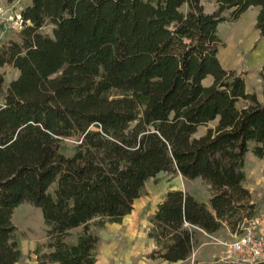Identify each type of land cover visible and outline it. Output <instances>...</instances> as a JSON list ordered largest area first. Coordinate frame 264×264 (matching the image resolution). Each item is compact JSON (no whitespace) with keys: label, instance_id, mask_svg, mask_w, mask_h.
<instances>
[{"label":"trees","instance_id":"obj_1","mask_svg":"<svg viewBox=\"0 0 264 264\" xmlns=\"http://www.w3.org/2000/svg\"><path fill=\"white\" fill-rule=\"evenodd\" d=\"M208 1L30 0L21 10L18 40L0 44V68L18 72L6 89L0 73V264L21 257L11 218L22 203L46 227L37 264H96L90 226L121 224L162 172L201 179L210 208L168 191L148 219L149 259L184 263L198 230L239 235L256 219L243 183L249 144L264 159V63L260 103L244 70L221 65L217 29L258 7L264 37V0H215L209 13Z\"/></svg>","mask_w":264,"mask_h":264},{"label":"rangeland","instance_id":"obj_2","mask_svg":"<svg viewBox=\"0 0 264 264\" xmlns=\"http://www.w3.org/2000/svg\"><path fill=\"white\" fill-rule=\"evenodd\" d=\"M28 3L29 0H0V44L9 39L18 40L17 35L21 30V25L17 19L19 18L18 13ZM204 7L206 12H212L215 10V0L205 2ZM232 24L224 23L219 25L217 29V34L224 43V47H220L218 50V59L225 69L244 70L248 75V79L252 76L256 78L258 68L254 64L250 65L249 58L256 48L259 39L256 40L258 42L255 47V43L252 44L253 46L251 45L252 47H248L249 41L245 44L243 39L238 41L234 37ZM51 29L52 26L48 25L43 29V32L50 35ZM0 73L4 77V89L18 75V72L9 65L0 68ZM211 82V78L208 77L204 80L203 85L208 86ZM215 125L216 122H211L208 124V127L212 128ZM205 130L206 127H200L194 137L203 135ZM75 144L76 141L74 139L65 140L63 143L64 154L70 155ZM251 148L252 144H249V151L245 158L247 169H249L247 170L248 172L250 169L257 171L254 169V166H251L253 162L258 161L252 155ZM181 177L177 173H159L155 178L145 183L141 196L133 203L132 212L123 218L121 224H106L103 229L90 226V231L99 238L94 251L96 264H168L160 260H151L148 257L155 250L154 243L147 237V233L149 229L148 219L155 211L156 205L163 199L168 189L177 188L187 192L198 202L206 205L208 209L210 208L209 200L211 194L208 186L199 178L184 180ZM251 183H256L254 177ZM254 199H258V197L256 196ZM260 201L262 202L263 200L261 199ZM11 223L15 228V239L21 252V257L16 264H37L39 259L38 250L39 254L48 252L46 247L48 242L46 227L41 211L29 203H22L14 209ZM249 224L252 225L255 232L264 241V236L259 233L262 225L258 213L256 219L247 223L246 226ZM81 230L82 228H77L70 231L66 241L73 242ZM211 239L210 241L215 243L216 240ZM225 244L226 242H220L218 246L226 254ZM224 257V254L220 257H215L213 264H223L222 258ZM199 259L203 262L213 261L207 256L205 249L201 251ZM176 264L194 263L191 258L189 261Z\"/></svg>","mask_w":264,"mask_h":264},{"label":"crops","instance_id":"obj_3","mask_svg":"<svg viewBox=\"0 0 264 264\" xmlns=\"http://www.w3.org/2000/svg\"><path fill=\"white\" fill-rule=\"evenodd\" d=\"M30 3V0H29ZM26 4L24 7H26ZM23 7V8H24ZM21 8L18 17L20 15ZM259 12L258 7H250L248 8L244 13L240 15L238 20L232 24L233 26V34L234 37L239 41L240 39H243V42L246 44L247 41H249L248 47H252L256 40L259 39V42L256 46V48L253 50V53L251 57L249 58V63L250 65L254 64L257 68V76L247 78V74L244 76V81H245V86H246V91L250 94H255L258 102H263V96H262V81L260 79L259 73L261 71L262 65L264 63V37L259 36V32L255 29V20L256 16ZM242 41V40H241ZM252 45V46H251ZM230 66V65H227ZM250 67V66H249ZM253 67V66H252ZM224 68V67H223ZM225 69V68H224ZM250 82V83H248ZM216 122V121H214ZM246 158V157H245ZM251 166H254V169L257 171H250L248 172L246 162H245V175L246 179L244 181V188L247 189L250 194H251V200L253 203L259 204V210H258V217H260V223L262 225V228L260 229V232L264 236V200H263V195H264V159H258L257 162H253ZM254 175V176H252ZM181 176V175H179ZM253 177L255 178L256 183H251L253 182ZM182 178V177H181ZM184 179V178H183ZM186 180V179H184ZM180 190L177 188H170V190ZM167 191V192H168ZM166 192V193H167ZM258 197V199H254V197ZM263 200L262 202L260 200ZM256 200V201H255ZM197 240L199 245L193 250L192 255L190 258L187 260L189 261L191 258L193 259V263H204V264H213L215 257L225 255V251L221 250L218 246V243L220 242H232L234 238L237 236L236 234H232L229 229L224 226L220 230H218L216 233L213 234H206L201 230H198L197 232ZM199 237V239H198ZM211 238L215 239V243L210 241L212 240ZM217 242V243H216ZM206 251L207 256H209L213 261H207L203 262L199 259L200 253L202 250Z\"/></svg>","mask_w":264,"mask_h":264},{"label":"built area","instance_id":"obj_4","mask_svg":"<svg viewBox=\"0 0 264 264\" xmlns=\"http://www.w3.org/2000/svg\"><path fill=\"white\" fill-rule=\"evenodd\" d=\"M17 19L21 25L20 18ZM225 248L223 264H264V241L250 224L232 242L226 243Z\"/></svg>","mask_w":264,"mask_h":264}]
</instances>
